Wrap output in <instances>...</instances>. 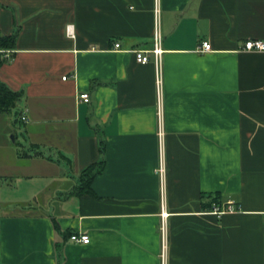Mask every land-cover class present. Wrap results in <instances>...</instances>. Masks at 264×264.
<instances>
[{
	"label": "crops",
	"instance_id": "obj_1",
	"mask_svg": "<svg viewBox=\"0 0 264 264\" xmlns=\"http://www.w3.org/2000/svg\"><path fill=\"white\" fill-rule=\"evenodd\" d=\"M153 9L0 0V81L28 118L20 150L0 131V264H160L156 74L129 52L152 47ZM161 33L169 264H264V51L244 49L264 0H161Z\"/></svg>",
	"mask_w": 264,
	"mask_h": 264
},
{
	"label": "built area",
	"instance_id": "obj_2",
	"mask_svg": "<svg viewBox=\"0 0 264 264\" xmlns=\"http://www.w3.org/2000/svg\"><path fill=\"white\" fill-rule=\"evenodd\" d=\"M154 35L152 47L147 50L136 49L130 50L135 55L137 63L146 65L152 63L156 74V89H157V116L159 121V156H160V166L158 173L161 182V196H160V221H159V235L161 240V247L159 253L160 264H169V216L170 214L166 210V200H165V162H164V131H163V121H164V111H165V98L163 94V75H164V54L163 49V37L161 33V0H154ZM66 32L69 36H74V31L72 25L67 26ZM244 49L247 51H264V41L261 40H247L244 44ZM114 50L120 51V43L114 44ZM211 50V45L209 43H204L201 47V52H209ZM6 54L5 57L8 58V52H2ZM66 79V77L64 78ZM79 101L89 102V93H83L78 97ZM22 122H28V118L25 115L21 116ZM228 211H233V202H228L226 204V209ZM70 239L74 243L78 244H88L90 238L88 235L78 233L73 234Z\"/></svg>",
	"mask_w": 264,
	"mask_h": 264
},
{
	"label": "trees",
	"instance_id": "obj_3",
	"mask_svg": "<svg viewBox=\"0 0 264 264\" xmlns=\"http://www.w3.org/2000/svg\"><path fill=\"white\" fill-rule=\"evenodd\" d=\"M14 44V38H3L0 37V48H11ZM0 64H2L0 58ZM22 94L19 92H15L11 90L6 84L0 81V114H7L10 115L16 110L19 106L21 101ZM18 115L17 122L21 121V114L16 112ZM102 152L104 148L101 147ZM28 156H43L42 152H35L34 155ZM104 168V161L91 165L90 167L86 168L82 171L80 175L81 183L79 185L78 192L79 193H91L90 186L94 179V177L103 171Z\"/></svg>",
	"mask_w": 264,
	"mask_h": 264
},
{
	"label": "rangeland",
	"instance_id": "obj_4",
	"mask_svg": "<svg viewBox=\"0 0 264 264\" xmlns=\"http://www.w3.org/2000/svg\"><path fill=\"white\" fill-rule=\"evenodd\" d=\"M17 110H14L12 114L6 116L1 115L0 117V124H1V130L6 128H9V131L7 132L8 140L10 144L12 145L13 149L20 150L21 144L23 143L22 137L20 135L21 132V124L20 122H17L18 115L16 114ZM15 123V124H14ZM7 131V130H6Z\"/></svg>",
	"mask_w": 264,
	"mask_h": 264
}]
</instances>
